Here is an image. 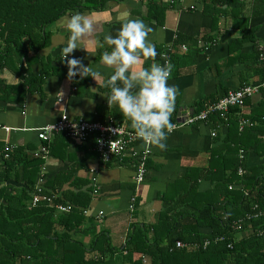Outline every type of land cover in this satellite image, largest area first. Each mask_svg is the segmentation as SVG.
I'll use <instances>...</instances> for the list:
<instances>
[{
    "label": "trees",
    "instance_id": "trees-1",
    "mask_svg": "<svg viewBox=\"0 0 264 264\" xmlns=\"http://www.w3.org/2000/svg\"><path fill=\"white\" fill-rule=\"evenodd\" d=\"M109 1L121 0H0V102H24L28 95L40 91L49 74L55 73L38 55L50 44V27L65 15L96 11ZM140 1L145 3L148 16L162 19V7L170 9L180 0ZM252 1V17L264 15V0ZM239 2L206 0L205 6L212 8L214 15H229L237 24L243 22L242 39L253 42L247 19L241 18L237 8ZM208 41L214 42L212 47L217 42L206 36L179 38V44L187 45L186 52L193 57L206 53L203 43ZM258 49H254L255 59L264 70V49ZM166 59L172 60L168 55ZM37 62L42 68L33 73L31 66ZM254 96H261L264 103L263 89L259 88ZM254 96L245 97L243 106ZM223 97L205 101L198 112ZM238 112V107L231 109L227 122L220 119V112L210 115L206 122L215 128L230 125L220 148L225 151L222 164H217L214 157L207 169L209 174L202 169L192 170L191 174H196L194 185L184 187L175 196L171 192L163 195L152 231L132 225L125 245L119 247L112 246L107 232L96 231L97 223L86 216L89 193L84 191L82 196L71 198L60 191L66 181L55 176L41 180L43 188L36 179L44 160L34 156L35 150L0 144V264H264V164L247 166L253 145L259 155H264V116H234ZM242 120L250 125L239 131ZM63 138L64 134L59 133L42 144L50 149ZM240 149L244 152L241 161ZM215 164L219 169L213 168ZM238 167L243 170L242 176H238ZM206 177L217 184L212 191L200 193L198 181ZM58 204L69 205L71 212H58ZM217 238L222 241L214 243ZM206 240L211 244L203 249ZM177 243L188 247L178 248Z\"/></svg>",
    "mask_w": 264,
    "mask_h": 264
},
{
    "label": "crops",
    "instance_id": "crops-1",
    "mask_svg": "<svg viewBox=\"0 0 264 264\" xmlns=\"http://www.w3.org/2000/svg\"><path fill=\"white\" fill-rule=\"evenodd\" d=\"M205 3L206 0H180L170 9L162 7V19L148 16V9L140 0L109 1L96 11L84 13L94 22L93 34L101 39L108 33L116 35L128 18H140L154 29L150 39L156 44L158 55L155 61L147 60L143 67H149L153 62L163 64L164 55L172 59L169 83L179 89L173 122L178 113L198 112L197 108H201L205 101L207 103L241 86L263 81L264 70L260 61L255 59L254 49L256 46L258 50L260 47L264 49V15L252 17V0H240L237 6L241 18L247 19L252 42L251 39H242L243 22L237 24L229 15L225 18L214 15L212 8L206 7ZM65 16L52 26L53 29L50 27V44L38 54L55 73L49 74L40 91L28 95L24 102H0V144L29 147L35 151L48 149L36 184L46 188L41 180L48 181L55 176L66 181L60 191H66L69 197L78 198L89 193L91 201L86 216L97 223L96 231L107 232L112 246L119 247L125 245L132 225L145 226L152 231L151 226L162 208L163 195L171 192L175 196L184 187L194 185L196 174H191L192 170L202 169L206 170V175L209 174L207 169L215 161L214 157L217 164H222L225 151H220V148L230 125L215 128L211 123H197L173 130L168 135L167 150L153 147L149 151L141 184L134 181L136 162L146 149L138 137L128 145L121 160L112 158L109 162H103L95 151V134L85 141L64 136L65 139L57 140L50 149L49 146L44 147L37 138L38 130L56 123L62 116L71 122L83 120L135 132L128 118L118 107L108 105L104 96L110 91L104 87V79L115 70L101 62L105 49L93 51L90 41H83L84 48L75 49L68 58L74 56L102 75L96 80L90 75L83 78L78 75L75 79L68 77V65L62 57V48L68 38L61 24ZM204 36L217 41L208 52L193 57L180 49V37L201 39ZM262 52L260 60L264 63ZM41 68L39 62L31 66L33 73H38ZM259 115L264 116V103L261 96H254L234 116L255 119ZM213 130L215 137L211 136ZM253 146L249 151L248 167L264 164V155H259ZM217 164L214 169H219ZM216 184L215 180L206 177L198 181V190L206 193L212 191ZM57 194L61 195L60 192Z\"/></svg>",
    "mask_w": 264,
    "mask_h": 264
},
{
    "label": "clouds",
    "instance_id": "clouds-1",
    "mask_svg": "<svg viewBox=\"0 0 264 264\" xmlns=\"http://www.w3.org/2000/svg\"><path fill=\"white\" fill-rule=\"evenodd\" d=\"M68 33L62 57L68 65V77L102 75L94 67L84 65L76 57H69L75 49L84 48L82 42L90 41L92 50L105 49L103 65L115 70L104 79L108 105L118 107L128 118L135 135L143 141L147 151L153 147L167 150L168 135L175 129L172 115L179 89L169 83L173 65L170 61L153 62L143 67L147 60L155 61L156 44L150 39L154 29L140 18H128L116 35L105 34L103 39L94 35V22L82 12H74L61 20ZM110 48V50H108ZM133 68L137 70L132 71Z\"/></svg>",
    "mask_w": 264,
    "mask_h": 264
},
{
    "label": "built area",
    "instance_id": "built-area-1",
    "mask_svg": "<svg viewBox=\"0 0 264 264\" xmlns=\"http://www.w3.org/2000/svg\"><path fill=\"white\" fill-rule=\"evenodd\" d=\"M214 45V42H205L203 43L204 50L208 52L211 47ZM180 49L183 52H186V46L181 45ZM165 61H167L166 56L162 57ZM72 79H75L73 77ZM260 89L264 90V81L259 85H250V86H242L237 90L230 91L226 96L222 99L218 100L215 103L209 104L205 107L204 110L199 112L188 111L186 113L180 114L178 113L175 117V129L180 126H190L197 123H206L209 120V116L220 112V119H223L224 122H227V114L231 109L238 107L240 109L243 108V102L245 97H252L256 95ZM76 88H74V91ZM250 123L248 120H242L239 124V131H242L245 127L249 126ZM221 126V125H220ZM174 129V130H175ZM63 133L65 137L72 139H79L81 141H85L89 139L93 134L96 135V146L95 151L100 156L103 162H108L113 157L120 156L126 152L128 149V145L136 140V135L134 132H129L124 130L119 126L112 125H104L100 123H91L83 120H79V122H71L68 120L66 116L60 117V119L52 124L45 126L38 130L37 138L40 142L48 141L53 135ZM212 137H215V131L211 133ZM49 151L46 148H42L41 150L35 151V157H41L43 160L46 159ZM149 156V151L145 150L142 154L137 157V169L134 180L136 183L141 184L145 178V161ZM244 158V152H239L240 161ZM238 176H242L243 170L241 167L237 169ZM233 187H229V190H232ZM38 190L41 191V188ZM38 191V192H40ZM54 198H52V201ZM133 200V199H132ZM50 201V200H48ZM37 199L32 200V207L35 206ZM57 211L60 213H69L71 212V207L69 205H56ZM256 208V207H255ZM86 214V213H85ZM222 241V238L215 239L214 243H219ZM211 241L206 240L202 244V248L205 249L209 247ZM178 248L188 247L187 245H183L177 243ZM227 248L231 249V245H228ZM195 249V248H194Z\"/></svg>",
    "mask_w": 264,
    "mask_h": 264
},
{
    "label": "rangeland",
    "instance_id": "rangeland-1",
    "mask_svg": "<svg viewBox=\"0 0 264 264\" xmlns=\"http://www.w3.org/2000/svg\"><path fill=\"white\" fill-rule=\"evenodd\" d=\"M52 29H53V27H52ZM52 29H50V30H52ZM7 131V130H6Z\"/></svg>",
    "mask_w": 264,
    "mask_h": 264
}]
</instances>
